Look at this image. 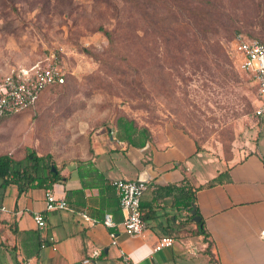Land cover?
Wrapping results in <instances>:
<instances>
[{
    "label": "rangeland",
    "instance_id": "obj_1",
    "mask_svg": "<svg viewBox=\"0 0 264 264\" xmlns=\"http://www.w3.org/2000/svg\"><path fill=\"white\" fill-rule=\"evenodd\" d=\"M161 1L153 12L146 0H0V66L54 56L66 71L63 85L0 119V154L34 151L61 165L124 119L183 129L206 168L249 152L264 116L231 43L264 40V0Z\"/></svg>",
    "mask_w": 264,
    "mask_h": 264
},
{
    "label": "crops",
    "instance_id": "obj_2",
    "mask_svg": "<svg viewBox=\"0 0 264 264\" xmlns=\"http://www.w3.org/2000/svg\"><path fill=\"white\" fill-rule=\"evenodd\" d=\"M260 129L249 152L241 157L234 152L226 164L213 168L200 163L194 138L172 123L157 129L135 126L129 138L118 137L117 125L95 133L83 156L56 164L59 179L47 178L21 192L14 183L5 187L0 264H212V259L216 264H264V122ZM115 178L146 179L142 234L123 230L118 196L109 183ZM177 187L194 193L211 241L209 254L203 235L186 222L190 207L182 205V197L176 199ZM46 189L64 196L68 209L44 210ZM35 211L44 215L43 228L33 220ZM82 212L96 222L90 224ZM105 214L113 226L103 223ZM162 236L173 243L156 251ZM92 249L100 253L84 263Z\"/></svg>",
    "mask_w": 264,
    "mask_h": 264
},
{
    "label": "built area",
    "instance_id": "obj_3",
    "mask_svg": "<svg viewBox=\"0 0 264 264\" xmlns=\"http://www.w3.org/2000/svg\"><path fill=\"white\" fill-rule=\"evenodd\" d=\"M231 50L238 56L240 69L248 74L256 87L255 115L264 116V40L247 39L236 35L231 43ZM66 71L60 61L54 56L36 60L28 65L6 64L0 66V118L15 115L32 107L39 99L44 89L50 85L64 83ZM109 183L114 187L118 196L119 207L123 214V230L130 236L142 234L146 228L140 200L147 188L144 180L140 179H111ZM0 209H4L1 206ZM68 209L64 196H56L50 189H46L44 196V210L54 211ZM81 216L90 224L96 222L86 213ZM33 220L38 228H43L45 219L42 211L33 212ZM103 223L113 226L110 214H105ZM112 243L115 244V234L110 233ZM173 238L162 236L154 246V250L171 246ZM45 243H41L44 247ZM100 253L98 249H92L84 263L90 261V257Z\"/></svg>",
    "mask_w": 264,
    "mask_h": 264
},
{
    "label": "trees",
    "instance_id": "obj_4",
    "mask_svg": "<svg viewBox=\"0 0 264 264\" xmlns=\"http://www.w3.org/2000/svg\"><path fill=\"white\" fill-rule=\"evenodd\" d=\"M146 1H151L149 3V8L152 11H153L152 3L156 4L155 10L153 12H156L158 10L156 8H159V6H157V3L159 2V0H146ZM161 2L165 3V0H162ZM177 2H180V1H177ZM175 8L179 9L180 7H175ZM181 8H183V11H185L184 8L188 11L187 7H181ZM191 13L193 14V12ZM207 26H208L207 23L198 24V28L204 34V36H206V33L209 30ZM98 30L103 31V33L106 35L108 42L110 44L113 42L112 31L105 29L101 25L98 26ZM63 84L64 83L59 84V85H56V84L50 85L46 87L44 90L55 87V86H60ZM116 125H117V134L119 138H129V136L131 135L130 133L135 129L133 122L127 119L126 120L124 119V121L118 120ZM47 157L49 158L48 154H46L44 157V156H39L35 154L34 151H29L24 156V158L17 160V159L12 158L8 152L1 153L0 154V200L4 194L5 187L10 183L16 184L18 187V192H21V190H23L25 186L27 185L28 186H38L41 184L42 181L46 180L47 178H49L50 181H55L59 179L60 174H59V171L57 170L56 164L54 162H49L47 160L48 159ZM43 171H45L46 173L45 177L44 175H42ZM177 192L179 193V195L176 196V199L177 198L179 199L182 197L181 201H182L183 206L191 207V205L194 204L195 196L191 189H189L188 191H185L184 188L177 187ZM188 215H189V219H192V215L190 213H188ZM196 215L200 216V220L199 222H196V227L195 229H193V232L196 234L203 235V240L205 242L207 241L205 252L209 254L210 253L209 249L211 246V241L207 239V237L209 236V233L205 229L204 220L199 214V211L197 209H196ZM211 263L216 264L217 262L212 259Z\"/></svg>",
    "mask_w": 264,
    "mask_h": 264
},
{
    "label": "water",
    "instance_id": "obj_5",
    "mask_svg": "<svg viewBox=\"0 0 264 264\" xmlns=\"http://www.w3.org/2000/svg\"><path fill=\"white\" fill-rule=\"evenodd\" d=\"M140 180H143L142 178H139ZM146 180V179H144ZM189 213L192 215V221L199 222L200 216L196 215V206L195 204H192L191 207L188 209Z\"/></svg>",
    "mask_w": 264,
    "mask_h": 264
}]
</instances>
